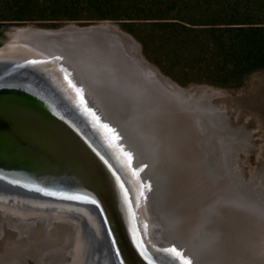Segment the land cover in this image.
Segmentation results:
<instances>
[{"label": "water", "instance_id": "1", "mask_svg": "<svg viewBox=\"0 0 264 264\" xmlns=\"http://www.w3.org/2000/svg\"><path fill=\"white\" fill-rule=\"evenodd\" d=\"M72 26L76 28L70 33L61 31L65 28L23 27L40 33L42 37L37 39V44L24 45L19 51L0 52V210L6 214L1 207L73 209L67 212L84 224L90 242L94 240V233L80 210L90 209L101 217L107 245L115 258L114 264H155L133 241L126 224L114 180V169L120 174H123V169L105 146L99 152L93 145L90 138L101 143L98 135L85 118L68 106L62 96L63 86L99 96L103 103V108L100 107L105 110L104 119L116 128L115 131L118 130L116 134L120 132L124 136L129 134L131 138L136 136L141 141H148L149 145H143L142 149L147 160L152 159L154 153L168 159L177 155L186 159L191 150L180 145L175 148L158 147L149 141L150 133L144 129L141 133L131 132L130 125L137 122L134 118L141 119L138 116L131 118L128 104L134 105L135 101L128 99L126 102L121 92L128 96L135 92L141 96V91L137 85L130 89L127 82L125 86L121 84L120 79L126 77L127 72L119 67L123 63L119 61L128 62L130 56L110 55L104 47L106 37L82 33L94 26ZM54 31L61 32L52 33ZM138 53L141 55L139 46ZM59 78H67L69 83L62 82V85ZM201 94L203 100L200 101L208 100V93ZM120 104L121 108H117ZM216 119L223 139L227 137L232 143L228 151V168L233 185L245 201L264 208V182L261 179L264 174L247 177L239 166L241 150L247 147L249 138L243 135V128L236 130L230 127L226 116ZM86 133L91 136H86ZM155 139L159 142L164 140L157 136ZM210 142V139L201 141L204 152ZM140 172L150 190L158 186L153 173L159 176L161 184L165 182L163 169L153 166L146 172ZM131 193L142 226L133 188ZM55 221L71 224L74 233L75 225L70 220ZM144 229L142 226L153 254L157 255L155 257H164L167 264H181L168 252L154 230L148 232Z\"/></svg>", "mask_w": 264, "mask_h": 264}, {"label": "rangeland", "instance_id": "2", "mask_svg": "<svg viewBox=\"0 0 264 264\" xmlns=\"http://www.w3.org/2000/svg\"><path fill=\"white\" fill-rule=\"evenodd\" d=\"M153 9L134 11L135 20L105 19L90 23L69 21L57 27L35 23L10 24L3 29L0 47L7 43L6 33L13 28L35 26L60 29L73 24L81 27L112 24L130 35L138 44L144 59L171 83L187 90L189 94L194 93L195 100L202 92L208 93V100L200 101L201 111L196 110L199 106H191V110L186 112L170 106L166 97H161L160 93L156 96L152 90L145 92L143 89L144 93L141 92L140 97H128L135 101V105L128 104L131 118L138 116L141 119L139 121L134 118L137 122L130 125L132 133H141L144 129L150 133L149 141L155 146L175 148L180 145L191 150V155H186L189 158L174 169L170 164L172 160H162L163 156L159 153H154L152 159L147 160V167L155 166L163 171L168 169L175 174L169 180L173 181L172 190H169V185L164 187L160 183L156 173L152 174L158 186L153 187L151 192L161 191L159 197L151 194L154 212L160 217L161 238L173 244L180 242L189 259L190 251L203 264H264V208L245 201L233 185L231 170L228 168V151L232 143L227 137L223 139L216 119L221 115L226 116L230 127L236 130L243 128V135L249 138L247 147L241 150L239 164L245 175L251 177L258 173L264 174V70L250 75L242 87H222L208 82L209 79L204 75L200 76L189 68H173L157 48L137 38V33L144 38L153 34L154 28L146 23L149 21H164V18L167 21L175 20L174 17L181 15L183 18L189 16L190 21L196 24H212L223 22L220 18H227L226 15L233 11L254 10L247 5H239L236 0H165L157 1ZM125 56L129 55L125 53ZM159 63L167 64L165 67L168 70L165 71V67ZM147 96L150 100L143 98ZM217 108L220 109L215 112ZM156 136L164 140L159 142ZM208 139L211 142L204 152L201 141ZM141 143L142 146L149 145L148 141L143 140ZM261 179L264 182V175ZM4 218L0 210V226L3 227V231L0 230V264H65L69 260L67 252L58 262L56 258L53 260L48 251L69 243L73 234L71 224L39 219L32 222L27 232L21 235ZM15 242H21L25 251H18L11 258L10 249Z\"/></svg>", "mask_w": 264, "mask_h": 264}, {"label": "bare ground", "instance_id": "3", "mask_svg": "<svg viewBox=\"0 0 264 264\" xmlns=\"http://www.w3.org/2000/svg\"><path fill=\"white\" fill-rule=\"evenodd\" d=\"M64 28L65 29L61 30L62 32L64 31L70 33L75 30L76 26L70 25ZM61 31H54L52 33H58ZM86 32L89 34L100 36L101 38L106 37L104 38V47L105 49H107V52L110 55H112V53H115V55L119 53L122 57L126 53L130 56V61L128 62L119 61L123 62L122 64L120 63L119 67H121V69L124 68L125 72H127L126 77H122L120 79L121 84H124L123 86L127 84L129 85L130 89H135L134 87L137 84L142 93H144L143 89L145 90V92L152 90L156 94V96H158V94L160 93L161 97L167 98L166 100H168V103L171 104L170 106H173L178 110L186 112L188 111V109L191 110V106H199L198 108H196V110L198 109V111H201L200 100H203L202 94L199 95V97L197 96L198 98L196 100V95L194 93L184 94V91L187 90L171 83L170 80L164 77L159 71L155 70L146 60L142 58L141 55H139L138 44L130 35L121 31L118 27L112 24L97 25L94 26L90 31H83L82 33L85 34ZM7 34V43L4 46L0 47V52L7 50L19 51L24 45L37 44V39L39 37H42L41 35H39L40 33L36 32L35 30L31 28L24 29L23 27L11 29ZM12 41L16 42L13 43ZM116 69L119 70L120 68ZM60 82H67V78L60 79ZM71 88L72 89L69 90L63 86L62 96L66 98V103H68V106L73 108V110H75L83 118H85L98 135L99 140L102 144L99 141L94 139L92 140L90 138L96 149L101 152L103 150L102 146H105L107 151L110 152V155H113L117 163L123 169V174L125 173L124 175L120 174L116 169H114V180L119 189L118 193L120 194L122 207L125 212V220L131 238L137 243L138 247H140L141 250L144 249L147 257L151 258V260L155 264H167V261L164 257H155L157 255L153 254L154 252L152 251V248L149 244V240L144 236V231H142L143 226L148 232L150 230H154L159 239H161V237L163 236V233L160 230L161 224H159L158 215L156 212H154L153 209L154 202L151 196V194L154 193V197H159L161 191L154 190V192L152 193L148 185H146V183L144 182L142 178L143 176H141L140 174V171L146 172V170L149 169V167H147V158L142 152L143 146L141 145V140L139 139V137L135 139L133 136V138H131L129 137V134H126L123 139V135L120 134V132H117L116 134V131L118 130L115 131L116 128H114L111 123L104 119L105 110L102 109L103 103L101 102L99 96L93 93L90 94L76 90L73 87ZM158 88H160L161 90H159ZM134 93L135 92H130L129 96L140 97L136 95L137 93ZM121 94L127 102L129 96L123 92H121ZM143 98H145V100H150L149 96H147V98ZM156 98L159 99V97ZM139 99L142 100L141 98ZM86 130L89 132V129ZM89 135L86 133V136L89 137ZM118 136H121V138H119ZM164 158H166V156H163L162 160H164ZM168 160H172L170 163L172 165V169H174V167H176L178 164L181 165L183 161H186V159L181 155L173 156ZM165 170L166 171L163 172V177L165 180L163 186L167 187L169 185V190H172L171 183L173 181L169 180L170 176L172 177L173 175L174 177L175 174L172 173L173 171L171 172L168 169ZM173 180H175V178ZM130 185L135 191L138 211L142 220V226L134 207L133 198L131 195L132 188L130 187ZM1 208H4V211L6 213L4 214V220H7L11 224H13V226L20 231L21 235L27 232L28 229L26 228V226L29 225L30 222H35L37 219H45V221L47 220L49 222H54L55 219H67L70 220V222H73L75 225V229L74 233L70 236L69 243L62 248H56L48 251V254L52 256L53 260L56 258V260L59 262V260L62 259L63 255H65V253L67 252L70 258L69 260L66 259L67 262L65 264H114L115 258L107 245V239L104 234L101 217L95 212L93 213V211H91L90 209H80L82 210V214L87 218V221L94 233V240L89 242L84 224H82L75 216L70 215L67 212L73 209L67 208V210H57L46 207L12 209L9 206H3ZM148 212L151 214L148 215ZM150 216L152 217V219H150ZM15 217H18V220ZM0 230L1 232L3 231L2 225L0 226ZM163 243L168 252H170L181 264H203L202 261L198 260L195 255L190 253V251V259L186 254L181 253V251H184L181 247L180 242H176L175 244H173L163 240ZM22 246L23 245L21 242H15L11 246V258L13 256H16L18 251H25L24 247ZM26 246H28L29 248V245Z\"/></svg>", "mask_w": 264, "mask_h": 264}, {"label": "trees", "instance_id": "4", "mask_svg": "<svg viewBox=\"0 0 264 264\" xmlns=\"http://www.w3.org/2000/svg\"><path fill=\"white\" fill-rule=\"evenodd\" d=\"M157 1L165 0H0V36L10 24L57 27L69 21L135 20L134 11L152 10ZM236 1L254 11H233L212 24H196L181 15L149 21L153 34L144 38L137 33V38L157 48L173 68H189L222 87H242L250 75L264 70V0Z\"/></svg>", "mask_w": 264, "mask_h": 264}, {"label": "flooded vegetation", "instance_id": "5", "mask_svg": "<svg viewBox=\"0 0 264 264\" xmlns=\"http://www.w3.org/2000/svg\"><path fill=\"white\" fill-rule=\"evenodd\" d=\"M123 139H124V135H123ZM121 140H122V139H121ZM124 145H125V144H124ZM15 218L18 220V217H15ZM33 222H34V221H33ZM31 223H32V222H30V224L26 226V228H27V229H29V228H30V226H31ZM23 235H24V234H23Z\"/></svg>", "mask_w": 264, "mask_h": 264}]
</instances>
